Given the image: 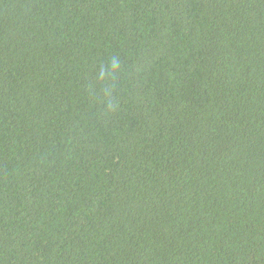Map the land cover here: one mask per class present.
I'll return each mask as SVG.
<instances>
[{"label": "trees", "instance_id": "obj_1", "mask_svg": "<svg viewBox=\"0 0 264 264\" xmlns=\"http://www.w3.org/2000/svg\"><path fill=\"white\" fill-rule=\"evenodd\" d=\"M0 264H264V0H0Z\"/></svg>", "mask_w": 264, "mask_h": 264}]
</instances>
